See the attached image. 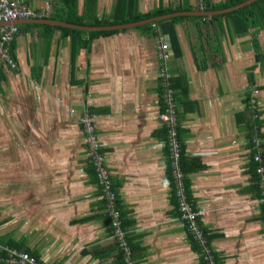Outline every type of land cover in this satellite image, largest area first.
I'll use <instances>...</instances> for the list:
<instances>
[{"label":"crops","instance_id":"0c3cea01","mask_svg":"<svg viewBox=\"0 0 264 264\" xmlns=\"http://www.w3.org/2000/svg\"><path fill=\"white\" fill-rule=\"evenodd\" d=\"M234 1L136 0L140 13L202 15L111 30L74 52L77 36L67 30L77 29L16 22L15 67H0V245L40 264H125L78 123L87 104L130 263L202 264L211 256L218 264H264V12L260 21L247 18L259 25L245 30L235 12L261 0L211 9ZM83 2L76 0L78 14ZM24 3L37 19L64 22L61 0ZM115 4L97 0L96 16L110 18ZM161 21L176 42L168 67L187 165L183 189L173 181L159 120L158 43L171 44ZM178 190L191 210L206 212L193 224L181 218ZM192 227L202 228V244Z\"/></svg>","mask_w":264,"mask_h":264},{"label":"built area","instance_id":"2783aa9c","mask_svg":"<svg viewBox=\"0 0 264 264\" xmlns=\"http://www.w3.org/2000/svg\"><path fill=\"white\" fill-rule=\"evenodd\" d=\"M25 19H37V13L28 7L24 0H0V67L5 64L9 68H14L15 64L11 58L9 47L18 31V27L15 24L17 21ZM172 56V49L167 39H160L158 43V58L160 61L168 66L169 60ZM168 68L164 67L159 71V79L161 86V99L164 110L160 113V122L164 124L167 131V144L169 148V155L171 161V172L173 181L177 183L178 188L183 189L182 185V170L180 166L181 149L180 143L177 139L176 130V112L173 91L170 88ZM84 107L83 113L78 119V123L84 133V141L89 153L90 164L93 167L98 184L101 187V191L106 201V207L111 220V226L113 233L118 241L119 248L123 251L125 264H132L128 261L130 250L125 240V232L121 227L120 213L116 207V195L112 190L109 172L104 165V158L100 152V144L97 140L95 128L93 125L94 116L88 111V105ZM70 114H74V110H69ZM253 143L258 149L259 143L257 139H253ZM254 160L259 163V153L254 156ZM260 174L263 171L261 166L257 168ZM261 202L264 204V178L260 179ZM178 196L180 199L179 210L181 212V218L189 224H193L197 217L204 215L206 212L199 210L194 211L184 204L183 190H178ZM194 237L200 241L202 239V233L200 229L192 227ZM207 264H215L212 257L205 258ZM0 264H40L28 253L17 250L8 246L0 245Z\"/></svg>","mask_w":264,"mask_h":264},{"label":"trees","instance_id":"16d2710c","mask_svg":"<svg viewBox=\"0 0 264 264\" xmlns=\"http://www.w3.org/2000/svg\"><path fill=\"white\" fill-rule=\"evenodd\" d=\"M96 1L97 0H84L83 2V9H82V13L78 14L77 13V3L76 0H61V3L64 7V11H65V15L64 17H62L61 19L64 20V22L70 23V24H74V25H78V26H109V25H116V24H127V23H135V22H141L144 20H148V19H153L155 17L158 16H162L165 14H169L172 12H181L183 10V8H176V9H171V8H162V7H158L155 8L154 10H151L147 13H140L137 10V4H136V0H116V4L114 6V13L110 18H99L96 16ZM243 0H235L233 3H228V4H222V5H216L213 6L211 9L213 10H220V9H224V8H228L231 5H237L239 3H241ZM264 4V0L258 1L256 3H253L247 7H244L242 9H240L239 11L235 12L236 15H240L242 16L240 18L241 23L239 24L241 27L245 28V30H247L249 27H255L259 24H257L254 21H250L247 20V18H253L256 17L257 20L260 21V12H264V8L261 7L259 8V12L256 10L257 7L260 4ZM186 10H188L189 8H184ZM257 12V13H256ZM184 19V17H175L172 19L171 22H177ZM258 23H262V22H258ZM151 24L145 25L144 27L150 26ZM157 25H159L161 27V31L162 34L164 35H168L169 39H170V46L172 51L175 49V40H173L172 38V29L170 28V25H168V23H164V22H159L157 23ZM168 25V26H167ZM67 32H72L75 34V36H77V40L72 42V46H71V51H75L77 48H80V46H87L89 45V43H91V41L95 38L101 37V36H107V35H111L114 34L116 32L110 31V32H90L89 34V38L88 40L83 39L82 35L85 32L82 31H78V30H67ZM171 35V37H170ZM158 53V52H157ZM159 59V58H158ZM73 64V62L71 63ZM167 67L168 69V74H169V83H170V88L173 91V82H172V75L169 71V67L165 64H163L160 59H159V69H158V78H159V71L160 69ZM159 84H160V79H159ZM161 88V86H160ZM174 95V94H173ZM162 100V99H161ZM175 102V100H174ZM163 105V104H162ZM164 110V108L162 109V111ZM161 111V112H162ZM176 112V109H175ZM80 126V125H79ZM81 128V126H80ZM181 149V146H180ZM196 159H191V166L193 168L196 169H201L202 165L198 162L195 161ZM186 159L183 157L182 151H181V157H180V166H181V170L182 172H186V163H185ZM255 161V160H254ZM256 162V161H255ZM259 166V163L256 162ZM256 163L255 166H256ZM90 165V164H89ZM91 166V165H90ZM93 169V167H92ZM94 172V177L96 180V184L99 187V189L101 190V187L98 184V180L96 178V174L95 171L93 169ZM186 186V185H185ZM112 187V184H111ZM113 190V189H112ZM102 192V191H101ZM194 211H196V209H194ZM199 218V217H197ZM196 218V219H197ZM111 222V220H110ZM112 228V226H111ZM202 229V228H200ZM113 230V228H112ZM204 233V231H203ZM127 246L130 249V246ZM10 247V246H9ZM198 247V246H197ZM123 252V251H122ZM198 252L200 254V250L198 248ZM201 256V254H200ZM201 261L202 264H206V261L203 260V256H201ZM217 260L215 259V264H218V262H216Z\"/></svg>","mask_w":264,"mask_h":264},{"label":"water","instance_id":"95a60500","mask_svg":"<svg viewBox=\"0 0 264 264\" xmlns=\"http://www.w3.org/2000/svg\"><path fill=\"white\" fill-rule=\"evenodd\" d=\"M256 0H248L245 1L241 4H239L238 6H235V9H239L241 7H244L252 2H254ZM216 13V12H215ZM204 14H207L206 12ZM180 15H195V16H199L202 15V13L200 12H181V13H173V14H167V15H163L157 18H153V19H148L142 22H136V23H130V24H126V25H114V26H78V25H73V24H69V23H64V22H60V21H54V20H46V19H28V21L30 22H35L37 24L39 23H48L50 25H56V26H61V27H66V28H72V29H77V30H81V31H85V32H102V31H111V30H118L121 28H128V27H135V26H139V25H143V24H148V23H156L157 21H160L164 18H170L173 16H180ZM16 24V23H15Z\"/></svg>","mask_w":264,"mask_h":264},{"label":"rangeland","instance_id":"374dc122","mask_svg":"<svg viewBox=\"0 0 264 264\" xmlns=\"http://www.w3.org/2000/svg\"><path fill=\"white\" fill-rule=\"evenodd\" d=\"M159 116H160V114H159ZM159 120H160V118H159Z\"/></svg>","mask_w":264,"mask_h":264},{"label":"bare ground","instance_id":"6f19581e","mask_svg":"<svg viewBox=\"0 0 264 264\" xmlns=\"http://www.w3.org/2000/svg\"><path fill=\"white\" fill-rule=\"evenodd\" d=\"M102 149V148H101Z\"/></svg>","mask_w":264,"mask_h":264}]
</instances>
